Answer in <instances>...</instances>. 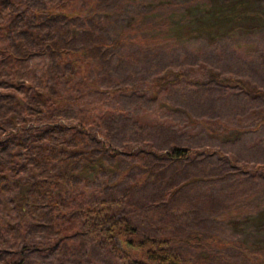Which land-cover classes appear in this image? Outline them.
<instances>
[{
  "label": "trees",
  "instance_id": "obj_1",
  "mask_svg": "<svg viewBox=\"0 0 264 264\" xmlns=\"http://www.w3.org/2000/svg\"><path fill=\"white\" fill-rule=\"evenodd\" d=\"M69 1L0 0V264H30L39 246L60 262L86 253L107 264L220 261L193 253L211 246L198 232L179 233L180 220L214 223L232 197L219 183L264 178V156L217 146L194 113L242 100L255 116L245 133L262 129L264 110L254 104H264V47L251 59L211 51L210 62L195 57L164 75L142 74L130 55L113 53L122 40L107 25L105 0H80L78 11ZM160 100L173 102L159 115L171 122L135 117ZM179 116L203 130L190 134L182 119L173 123ZM116 238L140 253L121 250ZM252 247L244 264H264V249Z\"/></svg>",
  "mask_w": 264,
  "mask_h": 264
},
{
  "label": "rangeland",
  "instance_id": "obj_2",
  "mask_svg": "<svg viewBox=\"0 0 264 264\" xmlns=\"http://www.w3.org/2000/svg\"><path fill=\"white\" fill-rule=\"evenodd\" d=\"M69 3L67 9H85L80 6V0H70ZM104 3L106 6L102 8L110 9L113 13L107 22L111 34L122 40V45L112 47L113 53L130 55L124 58L134 62L142 74L151 68L157 75H164L167 70L179 69V62L182 60L194 61L195 57L203 58L202 60L207 57L210 62L211 51H233L235 55H229L230 59L244 56L251 59L253 51L264 47V0H105ZM42 62L39 56L33 58L36 65ZM184 69L189 70V66L186 65ZM122 72L118 75L123 74ZM201 74V69L197 67L194 75L200 77ZM258 80L254 81L256 85ZM169 104L172 105L173 102L160 100L150 110L134 116L146 122L159 118L165 123L171 122V117L159 116L160 108H164L163 113H167L169 107H172ZM254 105L255 108L264 110V104ZM245 107L244 101L233 100L225 105L214 106L219 111L196 109L194 114L207 120V129L220 140L214 142L217 146L231 148L243 158H260L264 156V125L260 130L245 133L244 126L252 127L250 123L255 118L245 112ZM179 119L183 120L182 125L190 134L204 128L201 124L193 127L185 116L177 117L173 123H178ZM224 125L235 128V131L222 132ZM177 129L181 131L179 127ZM190 129H194L193 132ZM229 139L233 144L227 142ZM259 141L263 142V146L252 149ZM219 187L226 195H232L227 201L228 208L219 213L211 225H196L182 218L179 233L198 232L204 236L211 248L197 247L191 249L193 253L208 255L211 259L215 254L220 257V261L207 259L205 264H244L243 255L249 259L254 256L250 252L256 248L252 246L264 249V178L255 177L251 182L240 178L234 182L232 177H228L219 183ZM231 218L237 222L228 224ZM244 218L247 220H243ZM146 232L151 233L150 230ZM218 239L238 241L240 244L233 242V245L226 247L213 246V241ZM115 242L118 248L133 257L140 253L117 238ZM39 247L41 251L34 252L32 258L27 260L30 264H107L100 254L89 253L60 262L62 258L58 260L48 254L49 249ZM15 256L17 255L9 258L12 263L18 262ZM195 264L200 263L196 261Z\"/></svg>",
  "mask_w": 264,
  "mask_h": 264
}]
</instances>
